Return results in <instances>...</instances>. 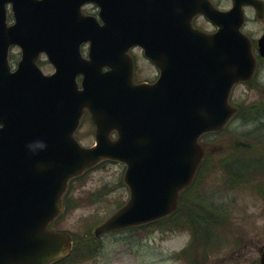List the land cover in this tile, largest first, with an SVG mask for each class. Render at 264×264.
Listing matches in <instances>:
<instances>
[{"label": "water", "instance_id": "1", "mask_svg": "<svg viewBox=\"0 0 264 264\" xmlns=\"http://www.w3.org/2000/svg\"><path fill=\"white\" fill-rule=\"evenodd\" d=\"M88 1L102 23L81 13ZM244 3L261 14L257 0H233L225 11L209 0H0V264H49L69 253V234L49 226L68 180L103 159L126 165L129 199L95 235L175 208L202 156L198 137L226 123L232 85L252 74L239 30ZM196 14L217 30L193 28ZM11 45L20 47L15 69ZM135 45L159 69L152 83L133 81L127 50ZM42 52L50 74L36 63ZM84 110L95 145L73 136Z\"/></svg>", "mask_w": 264, "mask_h": 264}, {"label": "rangeland", "instance_id": "2", "mask_svg": "<svg viewBox=\"0 0 264 264\" xmlns=\"http://www.w3.org/2000/svg\"><path fill=\"white\" fill-rule=\"evenodd\" d=\"M213 2L221 9H226L230 4L229 0H213ZM82 10L85 13L96 14L97 7L93 4H86ZM252 15V13H248L247 18L251 19ZM6 21L12 22L9 7H7ZM195 22L203 28H211L203 19L199 18ZM263 24L264 19L251 25L254 27L251 28L253 33H256V28ZM86 50L87 44L82 47L83 54L86 53ZM19 52L18 46L11 47L9 52L11 65L16 64ZM141 60L139 61L141 62ZM38 62L44 73H50L53 70L44 54L40 55ZM152 73L153 71L145 68L141 77L152 75ZM256 99V92L245 85H235L230 94V103L232 104L252 103ZM247 129L248 127L241 125L240 120L233 119L219 136L211 138V135L206 134L202 140H199L204 151L203 162L207 163L209 159L211 162L206 166L203 165L198 176V183L189 195L192 194L195 197L196 193H199L201 197H204L208 202V204L205 203V209L207 207L206 210L209 212L221 211L220 207H216V202L212 201L213 196L215 201L224 202L226 206L229 205L230 212L264 210V201L253 191L252 186L258 181L264 180V170L253 174V179H251L253 184L248 181L227 186L226 174L218 164L225 154L231 153V145L237 143L235 134L242 133ZM93 131L94 126L89 116L84 114L74 136L80 144L88 146L94 141ZM262 143L264 145V139H262ZM251 144V141L246 143L247 146ZM261 157L264 160V154ZM124 170L125 165L119 161L103 160L71 183L73 189L68 195L77 199L76 201L79 200V205L77 203L75 207L57 217L52 222L51 228L69 232L73 237L75 233L79 236L86 233V229L89 227L91 236L95 238L97 249L92 254V251H89L87 256L74 257L62 264H188L180 259L178 254L189 237L190 227L186 222H180L173 229L169 228L172 227L170 224L138 225L94 236V227L104 221L129 198L128 188L122 180ZM99 189H103V194L99 199L90 201L89 198L93 197L89 195L96 193Z\"/></svg>", "mask_w": 264, "mask_h": 264}, {"label": "flooded vegetation", "instance_id": "3", "mask_svg": "<svg viewBox=\"0 0 264 264\" xmlns=\"http://www.w3.org/2000/svg\"><path fill=\"white\" fill-rule=\"evenodd\" d=\"M229 1L228 7L231 5V0ZM244 9L246 14H253L251 19L246 17L242 30L251 41L255 67L252 78L239 84L253 89L257 99L252 103L242 102L241 112L252 111L253 115L243 114L237 117L241 121V125L248 129L235 134V141L238 144H245L244 138H252L256 145L264 147L262 143V139H264V44L260 45L259 43V39L264 34V24L256 28V33H253L251 29L253 27L251 25L264 19V15L257 17L252 6H244ZM135 52L142 55L141 48L134 47L130 50L134 64V81H153L157 69L147 59L140 63ZM145 68L153 71L152 75L141 77ZM239 103L234 105L236 109ZM220 134L222 133L213 132L211 138ZM257 168L264 170V163H261ZM250 182L254 183L251 180ZM226 184L228 186V181ZM252 186L253 191L264 201V180L258 181ZM193 199L198 200L199 197L195 196ZM201 199L206 200L205 198ZM212 201L216 202V207H220L221 211H203L199 210L200 206H195L198 211L192 213L193 219L188 223L191 228L189 237L181 249L179 258L188 264H264V210L230 212L229 205L226 206L224 202L215 201L214 196Z\"/></svg>", "mask_w": 264, "mask_h": 264}, {"label": "trees", "instance_id": "4", "mask_svg": "<svg viewBox=\"0 0 264 264\" xmlns=\"http://www.w3.org/2000/svg\"><path fill=\"white\" fill-rule=\"evenodd\" d=\"M254 140V139H253ZM255 141V140H254ZM255 149V146L252 144L250 146H245L241 150H243L242 154H238L236 152H232L228 157H225L221 159V162H218L219 165L222 167V171L225 172L226 174V180L229 182L230 185H236L239 183H242L247 180L253 179L252 176L256 172H262L260 169L257 167L261 164V162L258 163V161L253 160L255 156L252 154L254 153L253 150ZM235 150V149H233ZM204 163V162H203ZM207 164V163H206ZM202 167L199 169V173H201ZM198 173V175H199ZM197 175V177H198ZM197 177L195 178L194 182L192 185L183 193L179 199L178 203V208L182 209V211L186 214V219L188 222H190L193 217H192V208L196 205V201H191L190 197L191 195L190 192L194 189V185L196 181H198ZM78 178V177H77ZM76 178V179H77ZM80 178V177H79ZM78 178V179H79ZM75 179H72L71 182L69 183V189L64 195L63 198V205H64V211L62 214L66 213L73 207H75L78 203L79 205V200L76 201L77 199H73L70 197L68 194L72 191L73 187L71 183ZM197 185V184H196ZM187 193V195H185ZM98 194V196H97ZM103 194V189H99L96 193H92L89 196L93 198H89V200L93 201L94 199H99L100 196ZM189 195V196H188ZM202 199L197 200L198 202H201ZM119 205V203H117ZM176 214H172L171 216L160 219L159 221H155L153 223H150L149 225H172V227L169 228H175L178 226V221L176 220ZM169 225V226H170ZM95 238H93L90 234V228L88 227L86 229V233L82 234L79 236L76 233L73 234V246L71 248V251L67 257H65L62 260H59L57 262H54L53 264H62L65 263L67 260H71L74 257H82V256H87L89 251H96V244H95ZM90 245V246H88Z\"/></svg>", "mask_w": 264, "mask_h": 264}]
</instances>
